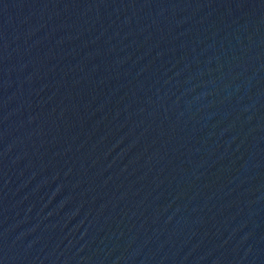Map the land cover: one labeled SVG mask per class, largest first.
Here are the masks:
<instances>
[{
	"label": "water",
	"instance_id": "water-1",
	"mask_svg": "<svg viewBox=\"0 0 264 264\" xmlns=\"http://www.w3.org/2000/svg\"><path fill=\"white\" fill-rule=\"evenodd\" d=\"M0 264H264V0H0Z\"/></svg>",
	"mask_w": 264,
	"mask_h": 264
}]
</instances>
